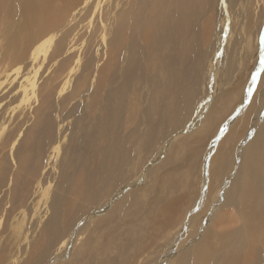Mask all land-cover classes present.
I'll use <instances>...</instances> for the list:
<instances>
[{
    "label": "bare ground",
    "instance_id": "obj_1",
    "mask_svg": "<svg viewBox=\"0 0 264 264\" xmlns=\"http://www.w3.org/2000/svg\"><path fill=\"white\" fill-rule=\"evenodd\" d=\"M4 5L0 64L30 66L5 111L42 80L47 117L0 147V227L38 228L0 264H264V0H0V27Z\"/></svg>",
    "mask_w": 264,
    "mask_h": 264
},
{
    "label": "rangeland",
    "instance_id": "obj_2",
    "mask_svg": "<svg viewBox=\"0 0 264 264\" xmlns=\"http://www.w3.org/2000/svg\"><path fill=\"white\" fill-rule=\"evenodd\" d=\"M10 1H12V0H10ZM5 7L10 11V15L7 16L6 19L3 20L2 26L0 27L1 28L0 35L2 34L0 36V53L3 50V48L5 47L8 39L11 37L10 32L16 30L15 26L17 25V22L19 21L18 9H17L18 6H15V7L5 6ZM4 33H7V35L5 36ZM3 65L6 66L7 69L5 67H3ZM27 65H28V63L26 64V68L23 65L20 67L15 66L13 68L11 66L10 62L0 64V147H1V144L6 140L8 134L11 133L12 129H16L17 127L23 126L22 127V132H23L33 122L35 123L36 116H34L33 113L28 114V112H31L34 107H37L38 103H39L41 116L43 117L44 115H46V113H44L42 111L43 108L40 104L41 101H43L47 97L45 95V92H46L45 87L46 86L43 87L42 89H40V87H39L41 85L42 80L38 81L39 90H36L37 94L35 93L34 96H31V99L29 100V102L25 103L26 107L23 104L19 108L18 111H16L13 115H10V116L5 111V108L11 102H13L12 103V104H14L13 106H16L18 103H20V101L22 99V91H21L19 85H21L23 83V76H24L25 72H27L26 70L30 69V66L28 65L29 67H27ZM16 68H19L18 72L20 75L19 74L17 76L15 75L16 74L15 73ZM39 73H41V70ZM46 75H48V74L46 73L44 76H46ZM20 77H22V78H20ZM56 98H57V96H55V99L53 100V105L56 104V102H55ZM81 101H79V102L83 103V100H81ZM79 102H77V103H79ZM32 103H33V105H31ZM84 103H85V99H84ZM30 107H31V109H30ZM86 107H87V105H84L79 111L74 113L73 117H71V115H70V111L73 109V107L69 108L68 110H65L61 115V116H67L69 119L66 120L63 124V127H64L63 133L60 132V134L58 135V139L60 140L59 141L60 142V152H59L57 162L54 163V162H52L53 159H50L51 162L50 161L48 162V163H50V166H48L45 170L46 177H48V176L51 177V178L48 177L49 178L48 182L52 183L51 187H50V191H48V193H47L48 198H50V193H51V190L53 189V186L56 187L57 184L59 183V180H60V177L57 174V172H58L57 169H59V167L61 166L62 159L69 156V151L71 150L72 137L76 132V130L73 126L74 119L76 118L78 120L80 118V116H83L85 119H83L81 123H78L79 128L87 125V121H86L87 109H86ZM46 117H47V115H46ZM27 120H29V122H27ZM60 126H62V124ZM67 127H69V128H67ZM21 136H20V138H21ZM2 155H4V154H2ZM1 157L2 156L0 154V160H1ZM52 165H54V168H55L54 170H52L50 168ZM42 202H43V200H42ZM47 203H49V200L47 201ZM42 211H43V207L41 209V212ZM20 226H22V229H21V231H18L17 228H19ZM26 227L27 226L25 224H23V225L21 224V219H19L18 221L15 219H11L9 222L4 223L3 226L0 227V235H2L0 237V250L4 249V248H11L12 244L17 243V242H21L20 249H24L26 242L34 241V239L37 237L38 228H35V230H36L35 233L29 232L27 234ZM25 236H27V241L24 242L23 238ZM15 240H17V241H15ZM24 258L25 257H22L21 260L23 261ZM21 260L18 264H21V262H22Z\"/></svg>",
    "mask_w": 264,
    "mask_h": 264
},
{
    "label": "snow or ice",
    "instance_id": "obj_3",
    "mask_svg": "<svg viewBox=\"0 0 264 264\" xmlns=\"http://www.w3.org/2000/svg\"><path fill=\"white\" fill-rule=\"evenodd\" d=\"M264 43V41H262ZM261 68L264 70V53L261 55ZM253 83H255V77H253ZM249 92H251V89H249Z\"/></svg>",
    "mask_w": 264,
    "mask_h": 264
}]
</instances>
